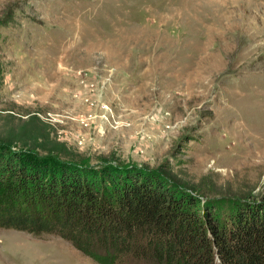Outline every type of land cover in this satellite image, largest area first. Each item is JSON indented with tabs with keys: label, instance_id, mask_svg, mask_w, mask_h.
<instances>
[{
	"label": "rangeland",
	"instance_id": "1",
	"mask_svg": "<svg viewBox=\"0 0 264 264\" xmlns=\"http://www.w3.org/2000/svg\"><path fill=\"white\" fill-rule=\"evenodd\" d=\"M0 141L263 202L264 0H0ZM0 264L99 263L0 228Z\"/></svg>",
	"mask_w": 264,
	"mask_h": 264
},
{
	"label": "trees",
	"instance_id": "2",
	"mask_svg": "<svg viewBox=\"0 0 264 264\" xmlns=\"http://www.w3.org/2000/svg\"><path fill=\"white\" fill-rule=\"evenodd\" d=\"M230 207L0 141V228L59 237L99 264H264V201Z\"/></svg>",
	"mask_w": 264,
	"mask_h": 264
},
{
	"label": "bare ground",
	"instance_id": "3",
	"mask_svg": "<svg viewBox=\"0 0 264 264\" xmlns=\"http://www.w3.org/2000/svg\"><path fill=\"white\" fill-rule=\"evenodd\" d=\"M145 80V79H144Z\"/></svg>",
	"mask_w": 264,
	"mask_h": 264
}]
</instances>
